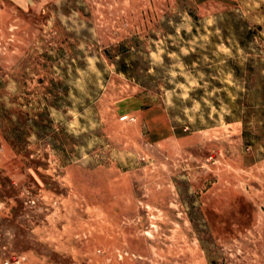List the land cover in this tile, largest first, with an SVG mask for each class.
<instances>
[{
	"label": "rangeland",
	"instance_id": "374dc122",
	"mask_svg": "<svg viewBox=\"0 0 264 264\" xmlns=\"http://www.w3.org/2000/svg\"><path fill=\"white\" fill-rule=\"evenodd\" d=\"M0 264H264V0H0Z\"/></svg>",
	"mask_w": 264,
	"mask_h": 264
}]
</instances>
